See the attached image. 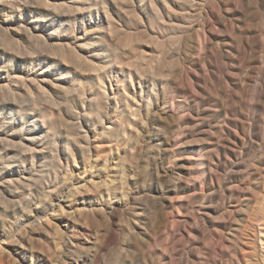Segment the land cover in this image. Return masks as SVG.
<instances>
[{"label":"rangeland","instance_id":"1","mask_svg":"<svg viewBox=\"0 0 264 264\" xmlns=\"http://www.w3.org/2000/svg\"><path fill=\"white\" fill-rule=\"evenodd\" d=\"M0 47V264H264V0H0Z\"/></svg>","mask_w":264,"mask_h":264},{"label":"bare ground","instance_id":"2","mask_svg":"<svg viewBox=\"0 0 264 264\" xmlns=\"http://www.w3.org/2000/svg\"><path fill=\"white\" fill-rule=\"evenodd\" d=\"M93 3H94V2H93ZM115 3H116V2H115ZM83 7H84V6H83ZM77 8H78V7H77ZM125 11H126V10H125ZM81 12H82V11H81ZM79 14H80V13H79ZM91 16H92V15H91ZM154 16L156 17V15H154ZM105 18H106V17H105ZM110 18H111V17H110ZM107 19H108V18H107ZM74 24H75V23H74ZM113 26H114V25H113ZM116 28H117V27H116ZM120 30H121V29H120ZM111 31H115V29H114V30H111ZM112 38H113V37H112ZM5 39H6V38H5ZM113 39H114V38H113ZM113 45H114V44H113ZM128 45H129V44H128ZM0 48H1V47H0ZM115 48H116V47H115ZM132 48H133V47H132ZM4 49H5V48H4ZM117 60H118V59H117ZM120 65H121V64H120ZM82 67H83V66H82ZM100 68H101V67H100ZM77 71H78V70H77ZM84 71H85V70H84ZM94 73H95V72H94ZM125 73H126V72H125ZM127 74H128V72H127ZM257 74H258V73H257ZM128 77H129V76H128ZM102 83H103V82H102ZM102 83H101V84H102ZM101 88H102V87H101ZM103 90H104V89H103ZM103 90H102V91H103ZM12 95H13V94H12ZM13 96H14V95H13ZM88 99H89V98H88ZM35 102H36V101H35ZM7 104H8V103H7ZM34 104H35V103H34ZM161 108H162V107H161ZM58 109H59V108H58ZM48 116H49V115H48ZM126 124H127V123H126ZM126 124H125V125H126ZM122 128L125 129L124 126H122ZM128 128H129V127H128ZM61 129H62V128H61ZM120 129H121V128H120ZM120 129H115V128H114V132H112L113 134L111 135V137H114V133L119 134V133H120ZM125 130H127V128H126ZM116 134H115V135H116ZM44 137H45V138L48 137V133L46 134V136H43V138H44ZM104 137H105V136H104ZM37 139H38V138H37ZM129 141H130V140H129ZM80 144H81V143H80ZM11 183H12V182H11ZM256 196H257V195H256ZM263 197H264V196H263ZM257 198H258V197H257ZM262 201H263V200H262ZM260 202H261V201H260ZM261 206H262V205H261ZM262 208H263V207H262ZM256 209H257V208H256ZM259 209H260V208H259ZM261 210H262V209H261ZM261 210H260V211H261ZM258 211H259V210H258ZM255 214H256V212H255ZM258 214H261V213H258ZM258 214H256V215L259 216ZM261 215H262V214H261ZM260 217H261V219H262V216H260ZM260 217H259V218H260ZM255 218H256V217H255ZM255 218H254V219H255ZM259 218H258V219H259ZM259 220H260V219H259ZM254 221H255V220H254ZM262 221H263V220H262ZM256 222H257V221H256ZM263 222H264V221H263ZM259 223H260V222H259ZM259 225H260V229L262 230V232H260V233H261V234H260V235H261V240H260V241H261V245L263 246L262 248L264 249V232H263L264 228L261 227V225H263V224L260 223ZM260 229H259V230H260ZM253 230H254V229H253ZM261 230H260V231H261ZM254 231H255V230H254ZM255 233H256V232H255ZM112 236H113V235H112ZM261 245H260V246H261ZM87 254H88V253H87Z\"/></svg>","mask_w":264,"mask_h":264}]
</instances>
